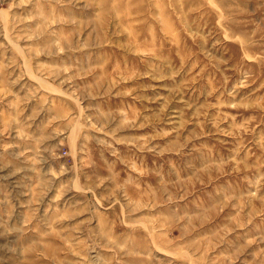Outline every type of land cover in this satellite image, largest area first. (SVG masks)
<instances>
[{
  "label": "rangeland",
  "instance_id": "374dc122",
  "mask_svg": "<svg viewBox=\"0 0 264 264\" xmlns=\"http://www.w3.org/2000/svg\"><path fill=\"white\" fill-rule=\"evenodd\" d=\"M0 264H264V0H0Z\"/></svg>",
  "mask_w": 264,
  "mask_h": 264
},
{
  "label": "bare ground",
  "instance_id": "6f19581e",
  "mask_svg": "<svg viewBox=\"0 0 264 264\" xmlns=\"http://www.w3.org/2000/svg\"><path fill=\"white\" fill-rule=\"evenodd\" d=\"M101 5V4H100ZM104 12V11H103ZM105 14V13H104ZM104 16V15H103ZM118 16H119V14H118ZM105 17V16H104ZM101 18H102V16H101ZM106 19V18H105ZM105 19H103V20H105ZM102 21V20H101ZM101 23H105V22H101ZM139 35V34H138ZM248 58V57H247ZM221 59V58H220ZM134 73V72H133ZM230 113V112H229ZM229 162V161H228ZM213 163V162H212ZM239 172V171H238ZM183 186V185H182ZM187 187V186H186ZM185 188V187H184ZM190 191V190H189ZM248 201V200H247ZM250 201V200H249Z\"/></svg>",
  "mask_w": 264,
  "mask_h": 264
}]
</instances>
